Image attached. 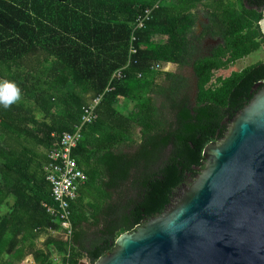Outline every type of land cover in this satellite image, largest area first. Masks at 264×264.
<instances>
[{"label":"trees","instance_id":"obj_1","mask_svg":"<svg viewBox=\"0 0 264 264\" xmlns=\"http://www.w3.org/2000/svg\"><path fill=\"white\" fill-rule=\"evenodd\" d=\"M158 2L152 19L136 32L137 62L104 94L98 118L84 127L74 152L88 181L72 206L69 264L83 258L95 264L114 250L121 234L162 213L178 188L200 175L206 146L227 135L256 86L264 84V61L213 82L216 70L264 44V0H0V79L20 93L8 107L0 104V264H10L9 256L21 262L29 247L36 264H53V247L68 252V242L51 235V228L61 227L43 206L53 202L43 169L56 140L52 134L73 131L83 106L128 64L132 23ZM200 5L208 8L210 24L198 37L193 10ZM208 33L223 42L203 55L198 43ZM159 62L180 69L153 70ZM188 67L193 77L182 71ZM23 92L32 93L53 121L24 110ZM119 98L137 101L136 109L122 113ZM56 107L58 114L52 113ZM88 184L96 185L99 196L85 202ZM10 197L14 204L3 215ZM88 223L97 229L89 230ZM42 235L47 240L40 248L36 240Z\"/></svg>","mask_w":264,"mask_h":264},{"label":"water","instance_id":"obj_2","mask_svg":"<svg viewBox=\"0 0 264 264\" xmlns=\"http://www.w3.org/2000/svg\"><path fill=\"white\" fill-rule=\"evenodd\" d=\"M261 85L227 135L206 146L205 168L180 200L121 234L95 264H264Z\"/></svg>","mask_w":264,"mask_h":264},{"label":"built area","instance_id":"obj_3","mask_svg":"<svg viewBox=\"0 0 264 264\" xmlns=\"http://www.w3.org/2000/svg\"><path fill=\"white\" fill-rule=\"evenodd\" d=\"M160 2L153 6L144 8V10L137 16L132 23V36L129 46V59L128 64L114 72L110 84L104 91V93L93 97L88 104L82 108L81 122L75 125L73 131H67L62 135L53 133V137L56 138L55 142L49 149L48 158L44 164V171L46 179L51 185V197L53 202L48 204L43 203L47 212L52 216L53 221L60 224V229H50L51 235H60L64 241L68 242V252L61 254L60 251L53 247L51 252V259L53 264H69V258L72 253V237L74 233V225L72 221V206L77 203L81 189L87 184L88 175L79 166L78 160L74 154L79 143L83 139L84 127L88 124H92L98 118V107L101 104L104 94L108 91L114 90L116 81L122 80L126 75L124 70L132 63L137 62L134 57L138 54V48L135 42L138 40L136 32L144 29L146 23L152 19L153 12L158 8ZM170 63L163 64L157 63L153 70H165V67ZM142 73L139 77H142ZM67 258L65 261L64 259Z\"/></svg>","mask_w":264,"mask_h":264},{"label":"rangeland","instance_id":"obj_4","mask_svg":"<svg viewBox=\"0 0 264 264\" xmlns=\"http://www.w3.org/2000/svg\"><path fill=\"white\" fill-rule=\"evenodd\" d=\"M193 12L196 14L197 20H196V25L194 27L195 30H198L199 26H202L203 23L206 20H210V16H209V10L207 7L200 5L197 9H194ZM204 38V37H203ZM215 39H221V36L219 35H215L214 36ZM158 40L160 38H157ZM260 61H264V44L262 45V47L251 53L249 56L242 58L240 60H238L237 62H235L234 64H232L229 68H225V69H220V70H216L214 72V78H213V82H216L218 77H227L229 76L233 71H240L244 68H246L249 65L255 64L257 62ZM180 68L178 67V65L176 63H171L169 65H167L165 67L166 71H172V72H176L178 71ZM182 71H184L185 73H187L189 75V73H191V67L188 68H184ZM47 78V77H46ZM3 80V79H0ZM36 79H33L31 81H29L28 86L31 88L32 87V83L35 81ZM69 89H75L74 86H70L68 87ZM67 89V88H66ZM23 98H21L20 102H23V106H24V110L30 109L34 112V114L36 115V117L41 120V121H47V122H52L53 121V117L52 115H46L44 110L42 109V107L40 106V104L38 103L37 98L35 97H31L32 93L27 94L25 92H23ZM136 105H137V101H133L131 99L128 98H119L117 101V108H119V110L124 113V114H129L132 110L136 109ZM57 112H59V108L56 107L52 110V113L54 114H58ZM51 113V114H52ZM136 138L139 140L140 139V135L137 134ZM40 151H42L43 147L39 146L38 147ZM37 148V149H38ZM124 150H129L128 147H124ZM194 181V180H193ZM192 182H187L185 185L181 186L180 189H178L176 191L177 197L175 200V203L180 200L181 195L184 193L185 187L188 188L192 183ZM83 199L85 200V202H88L90 199V196L93 198H97L99 196V192L97 190V187L95 184H88L85 189L83 190ZM14 199L12 197H10L8 199V201L5 203V205L2 206L1 208V214L6 215L11 211L12 205L14 204ZM86 227L89 230L94 231L95 229H97L96 226H93L92 224L88 223L86 224ZM43 237H45L44 242L47 240V235H44ZM40 240H36V244L38 245V247L43 246V243L41 245H39ZM29 246V245H28ZM42 248V247H41ZM30 252V247L27 248L26 250V254ZM30 257L32 258V256L30 255ZM8 258V257H7ZM25 262L26 259L24 260ZM24 262V263H25ZM81 262H84V264H92L89 260V258H83V260ZM36 264V263H34Z\"/></svg>","mask_w":264,"mask_h":264},{"label":"flooded vegetation","instance_id":"obj_5","mask_svg":"<svg viewBox=\"0 0 264 264\" xmlns=\"http://www.w3.org/2000/svg\"><path fill=\"white\" fill-rule=\"evenodd\" d=\"M210 24V20H206L202 26L198 27L197 31V36H201L205 31L206 28L205 26H208ZM215 35H213V33H208L205 34L204 38L202 39L201 43H198L200 49L199 52L203 55H212L213 52L215 51V49L223 42V40L221 39H215L214 38ZM178 65V64H177ZM179 67V65H178ZM189 77H193V69L191 68V73H189L188 75ZM260 87H264V84H262ZM258 89V88H256ZM196 95V89H194L193 92V98L192 101H194V96ZM192 182V179H189L187 182ZM187 182L183 183L181 186L185 185ZM180 186V187H181ZM180 187L178 189H180ZM177 194L176 192L174 193V196L172 198V202L176 200Z\"/></svg>","mask_w":264,"mask_h":264},{"label":"clouds","instance_id":"obj_6","mask_svg":"<svg viewBox=\"0 0 264 264\" xmlns=\"http://www.w3.org/2000/svg\"><path fill=\"white\" fill-rule=\"evenodd\" d=\"M19 89L15 84L8 80H0V104L8 107L19 99Z\"/></svg>","mask_w":264,"mask_h":264},{"label":"crops","instance_id":"obj_7","mask_svg":"<svg viewBox=\"0 0 264 264\" xmlns=\"http://www.w3.org/2000/svg\"><path fill=\"white\" fill-rule=\"evenodd\" d=\"M171 64V63H170ZM44 235H42V236H40L39 238H38V240H40L39 242V245H41L43 242H44V239H45V237H43ZM56 236H58V237H61L60 235H56ZM44 244V243H43ZM38 246V245H37ZM42 248H43V246H41ZM40 247V248H41ZM30 255L32 256V258L30 257ZM34 257H33V255L31 254V253H27V254H25V257L23 258V260L21 261V262H12V260H13V258L12 257H8L7 259H8V261L10 262V264H34L35 263V261H34V259H33ZM26 259V261L27 262H25L24 260ZM25 262V263H24Z\"/></svg>","mask_w":264,"mask_h":264}]
</instances>
